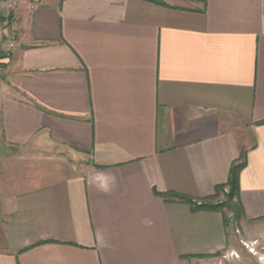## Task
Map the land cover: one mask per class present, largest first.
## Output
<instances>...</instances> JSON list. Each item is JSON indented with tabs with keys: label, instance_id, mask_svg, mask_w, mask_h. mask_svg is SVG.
<instances>
[{
	"label": "crops",
	"instance_id": "crops-1",
	"mask_svg": "<svg viewBox=\"0 0 264 264\" xmlns=\"http://www.w3.org/2000/svg\"><path fill=\"white\" fill-rule=\"evenodd\" d=\"M31 6L0 13V264L214 257L223 213L179 198L221 202L243 153L241 223L264 219V0Z\"/></svg>",
	"mask_w": 264,
	"mask_h": 264
},
{
	"label": "rangeland",
	"instance_id": "rangeland-1",
	"mask_svg": "<svg viewBox=\"0 0 264 264\" xmlns=\"http://www.w3.org/2000/svg\"><path fill=\"white\" fill-rule=\"evenodd\" d=\"M9 15L1 17L0 15V46L1 54L11 55L12 50H4L2 45L8 38L16 39V32L10 28L11 18ZM5 66L0 67V88L6 83L7 64L5 59L1 60ZM220 201L228 204L224 196ZM225 217L230 218V213L223 211ZM231 220V219H230ZM228 243L226 248L218 255L201 260L190 261L189 264H264V219L250 222L249 224L241 223V220L231 224L227 228ZM236 255L233 259L224 260L225 255Z\"/></svg>",
	"mask_w": 264,
	"mask_h": 264
},
{
	"label": "trees",
	"instance_id": "trees-1",
	"mask_svg": "<svg viewBox=\"0 0 264 264\" xmlns=\"http://www.w3.org/2000/svg\"><path fill=\"white\" fill-rule=\"evenodd\" d=\"M155 1V0H152ZM12 15H9L8 18H11ZM10 22V21H9ZM7 56L1 54V46H0V61L6 59ZM5 65L3 63H0V67H4ZM245 165V160H244V153L241 154L239 161H237L234 166L231 168L230 173H229V178L228 181L225 185L219 186L216 188V193H222L225 197L226 200L228 201V204L223 203L222 201L216 204L205 202V203H200L199 205L192 203L188 199H182L179 198L180 200H184L185 202L189 203L191 206V210L193 212L196 211H218L222 212L226 210L228 213H230V218L225 217L223 214V223L224 227L228 228L231 224L236 223L241 220L243 213H242V208L239 205L238 202V193H239V185H238V175L240 170L244 167ZM171 198H177L176 196H168ZM231 219V220H230ZM198 259H202L198 258Z\"/></svg>",
	"mask_w": 264,
	"mask_h": 264
},
{
	"label": "built area",
	"instance_id": "built-area-1",
	"mask_svg": "<svg viewBox=\"0 0 264 264\" xmlns=\"http://www.w3.org/2000/svg\"><path fill=\"white\" fill-rule=\"evenodd\" d=\"M39 0H32V6L31 9L34 8V4L37 3ZM17 6V0H0V13H10L13 11ZM6 49L7 50H13L14 49V43L11 38H8L6 41ZM233 256L235 258L236 255H225L224 260L233 259Z\"/></svg>",
	"mask_w": 264,
	"mask_h": 264
}]
</instances>
